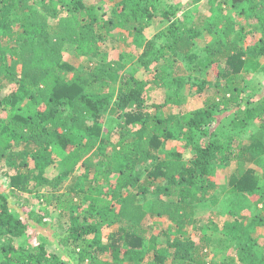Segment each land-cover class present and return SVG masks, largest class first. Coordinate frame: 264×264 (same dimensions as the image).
<instances>
[{
	"label": "trees",
	"instance_id": "1",
	"mask_svg": "<svg viewBox=\"0 0 264 264\" xmlns=\"http://www.w3.org/2000/svg\"><path fill=\"white\" fill-rule=\"evenodd\" d=\"M201 1L117 0L102 12L85 0H0V169L12 172L4 171L12 189L0 192V264H70L46 242L30 244L29 221L43 225L44 216L31 210L26 221L16 206L44 185L52 191L43 206L68 217L60 243L77 264H264V91L249 84L264 71V0H209L210 16L195 18ZM223 3L248 21L223 15ZM158 12L169 24L146 40L142 74L122 55L101 58L107 45L143 37ZM249 32L258 41L246 43ZM205 34L215 39L197 48ZM188 85L206 94L201 107H184ZM169 141L180 145L168 151ZM56 154L63 169L51 180ZM70 177L69 193H56ZM225 210L231 255L210 259L212 238L196 242L187 229ZM156 216L172 231L150 233L144 224Z\"/></svg>",
	"mask_w": 264,
	"mask_h": 264
},
{
	"label": "rangeland",
	"instance_id": "2",
	"mask_svg": "<svg viewBox=\"0 0 264 264\" xmlns=\"http://www.w3.org/2000/svg\"><path fill=\"white\" fill-rule=\"evenodd\" d=\"M86 2L95 3L100 6V9L102 12H111L112 7L116 3L117 0H85ZM209 0H202L199 4L198 12L194 15L195 18L197 17V14L199 12L202 13V16L207 17V15L210 16L211 11L207 8ZM219 2L220 0H216ZM175 4V0H169L168 4ZM191 8V7H190ZM224 11L222 12L223 15L231 16L232 18H235L239 21H242V23H245V21H248L244 15L241 14V8L236 6H230L227 3H223ZM192 9V8H191ZM208 18V20L204 23H202L203 27L206 28L208 24H210L211 19ZM205 20V19H204ZM54 23V20H51V24ZM168 21L162 17L160 12L156 14L153 24L151 27H149L143 37L134 38L132 36L128 37L127 42H119V46L112 49V46L107 45L106 50L101 55V58L104 61H115L120 59V56H123V61L126 64V67L131 70L132 72H135L137 74H142L144 72V69L142 66L138 63V58L140 54L143 51L144 44L146 40L152 38L157 32H159L161 29L168 26ZM220 25V24H219ZM218 25V27H219ZM125 34L127 35V31H125ZM246 43L253 44L256 41H258L260 34L259 32H249L246 36ZM215 39L214 35L205 34L202 39H198L197 48H201L203 45L210 43ZM74 51L66 50L64 52V59L71 62V63H78L79 60H77V57L74 55ZM264 64V59H263ZM215 70L211 68V70L206 74V77L208 80L214 81L215 79ZM73 72H70V75H72ZM74 74V73H73ZM252 89H260L264 91V71H262L259 74L253 75L251 81L249 82ZM165 94V90H160L159 92H154V96H156V99H161L162 95ZM185 94V104L184 107L186 109H195L199 108L203 105L206 94H199L196 92V89L191 86H186L184 89ZM162 100V99H161ZM21 105L23 110L26 111L24 113H28V108L26 107V101L23 103L21 102ZM35 107V106H34ZM32 108V106H31ZM30 108V109H31ZM33 110V108L31 109ZM175 111H179V108H175ZM107 119V115L104 117ZM110 124V122H108ZM180 143H177L175 141H169L167 143V149L168 151H172L175 149V147H179ZM61 155L55 156V162L50 167L47 168L46 175L51 180H55L56 176L59 174L60 171L63 169V165L60 161ZM250 166H253L257 169V171L260 173L262 170L261 164H250ZM234 167L229 166L227 168H223L220 170L219 175L216 177L217 182L220 185L228 184L229 177L231 175L232 170ZM4 171H8L9 174L12 172L8 168H2L0 169V192L1 191H10L12 189L10 185V178L7 176ZM72 182V178L70 177L68 181L66 182L65 186L59 191L54 190L56 193H69L68 191V184ZM262 184H264V180H262ZM49 191H52V188L49 186H42L38 190H33L32 192H23L20 194V197L16 198V206L19 209V212H22V217L28 221V214L31 210H34L35 212H38L40 215L44 216L45 224L39 225L33 219L31 218V225L28 227V235L27 238L31 239L30 244L35 245L39 243L40 241L46 242V247L50 252H54L58 254L62 259H67L68 263L70 264H77L74 262V260L69 258V255L65 253V247L64 244L60 243L61 239H64L61 235H65L67 237L68 230H66L68 226V217L62 215V213L55 209V204H51L47 206L46 208L43 206L44 202L42 199V195L44 193H48ZM75 195V194H74ZM75 200L77 197H74ZM251 202L258 199L257 195L250 196ZM243 202H246L245 199H243ZM249 206L244 203L240 206L241 209H243L242 213L246 214L250 209ZM202 218V222L198 226H189L188 236H190L192 239H194L196 242L200 240V237L202 235H208V237L212 238L213 243L212 245L207 249L209 252V258L214 260H224L229 255H231L230 247L229 246V238L224 234V231L221 229L223 227V224L226 220L230 219V216L227 215V210H225L223 213L213 214L210 211L206 213L200 214ZM210 219H213L216 223L213 227H200L205 223H208ZM174 224L172 221L167 219V217L162 216H156L152 218H148L145 222L144 226L149 229L150 233H162L163 231H172V226ZM37 226V227H35ZM117 228V226L115 227ZM111 231V229H108L107 227L104 228L103 231V241L105 242L108 238V234ZM257 232L261 237L264 238V226H258ZM93 235L89 236V238H92ZM62 237V238H61ZM160 241L164 240V235H160L159 237ZM64 250V254H61V251ZM232 253V252H231ZM232 255L234 257H237L236 252H233ZM130 262H127L126 264H129Z\"/></svg>",
	"mask_w": 264,
	"mask_h": 264
}]
</instances>
